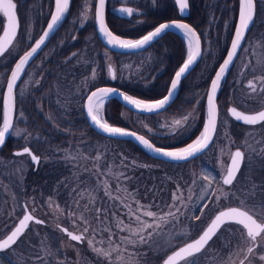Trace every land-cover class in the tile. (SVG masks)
Segmentation results:
<instances>
[{
  "label": "rangeland",
  "instance_id": "1",
  "mask_svg": "<svg viewBox=\"0 0 264 264\" xmlns=\"http://www.w3.org/2000/svg\"><path fill=\"white\" fill-rule=\"evenodd\" d=\"M20 3L24 11L23 26L20 24L17 41L14 42L13 48L4 58H0V100L3 98L10 71L7 66L14 55H21L38 37L44 25L43 22L38 23V21H41L40 18H43L44 11H47L44 0H20ZM95 3L96 0L81 1L80 6L75 9L76 12L69 18L68 24L55 37L50 48L42 54L39 53L40 56L26 76H23L17 88L16 103L18 102L19 108L14 129L10 134V137H13L18 144L14 150L25 146H29L34 151L39 149L38 153L35 152L40 156L38 166L41 161L43 165L51 166L60 163L61 172L57 178L54 194L44 197L32 196L25 187L26 172L30 168L29 163H32L30 157L27 155L14 156V150L12 157L0 154V232L6 233L22 215L24 212L22 201L29 205L33 214L45 222L44 225L32 224L30 231L23 238L24 243L18 244L15 250L11 249L3 257L0 256V264H58L64 260L63 257L59 258L61 254L58 252V246L60 245L66 254L73 253V262L79 264H122L115 253L111 258H107L98 255L94 250V248L101 251L110 250L113 244L119 243L118 237L123 233L115 227L116 218L124 220L125 224L128 223L125 215L126 209L118 199L110 200L105 195L103 182L107 183L114 196L120 195L116 191L119 185L121 188L126 187L127 191L132 193L141 204L159 205L164 208L166 204L171 203V194L176 190L177 184L187 196L185 183L195 178L197 185L193 188L192 202L189 204L191 212L186 215H199L201 210L198 205L202 201L198 199L196 192L199 183H206L202 181L203 173H211L217 176V180H220L224 168L228 165L230 154L238 147L245 155L243 165L254 166L257 162L259 164L264 162V123L256 127H244L240 131L235 127L227 108L224 110L222 107L220 108V119L224 121V124H218L217 146L210 147L201 158L194 162L175 166L143 161L138 154H133L126 144L96 137L90 132L89 127L73 124L74 119L68 118L63 111L71 108L70 105L82 107V97L98 84L102 77L101 73L107 71V65L110 63L116 66L117 80L120 84L129 87L138 85L145 88H148L154 81V77L149 76L150 65L151 67L160 65L158 68L161 70L164 66L162 57L165 56V51L157 53L151 50L137 56H120L103 48L88 28L94 24ZM132 3L152 8L157 5L158 0H108L109 9L115 15L124 16L126 19L142 15V10L133 7ZM121 7H133V16L128 17L120 12ZM85 9L88 15L86 21L83 18ZM217 16L214 18L216 19ZM0 18L3 22L1 27H3L5 18L2 14ZM218 19L222 20L223 17L219 14L216 20ZM216 20L211 21L213 25L218 23ZM228 22L229 20H225L224 25H228ZM216 34L217 31L209 24L204 37L205 56L208 53L216 56L214 46L217 41ZM246 41L248 45L245 51L240 53V60L235 62L228 81L230 99L227 105H235L244 111L253 112L264 106V93L259 91L251 93L246 87L247 82L254 79V76L250 74V69L255 68L256 77L264 76V5L261 7L260 22ZM169 42L167 40L165 44L171 47ZM57 61L66 63L63 64L64 72L67 71V67L71 68L69 74L58 71L54 75H61L64 82L65 78L67 79L72 73L85 71L86 74L81 75L83 77L79 79V83H73L69 87L58 85L57 79H51V83L42 88L40 86L42 77L48 71H53L55 74L54 66ZM93 72H95V78H93ZM193 85L196 88L181 94L178 114L166 111L155 117H142L129 110H123L121 121L127 125V128L139 131L146 136L151 133L165 135L171 133L173 119H183L182 116L185 114L194 113V119L190 120L191 127L187 131L178 128L175 133L176 141L186 138L198 128L200 104L207 93V88L199 86L198 81L196 83L193 81ZM54 103L56 107L52 106ZM149 128L152 132L148 131ZM16 130H22L20 137L16 136ZM50 141L52 145H49ZM244 170L243 174L239 173L233 186H222L223 193H218L221 198L219 200H216V197L212 198L213 202L209 203L208 208L202 210L203 215L200 220L182 222L175 228L169 225L166 235L155 239L152 247L147 245L129 247L128 252L123 254L128 264H161L163 250L166 249L170 253L173 248H177L176 246L193 239V236L194 238L198 236L218 210L228 206H243L252 209L255 205L264 202L263 185L252 181L253 175L246 177L247 171L256 174L261 169ZM119 172H124L130 179L117 180L115 174ZM214 187H217L216 182H214ZM232 187L239 188L244 195L237 191L238 200L231 196L225 199L224 193ZM250 190L255 194L260 192L259 196H251ZM91 197H95V204L84 210V206L89 204ZM95 207L108 210L106 223L116 233L112 244L109 243L106 233L92 232V228L96 227L93 212ZM151 210L157 211L154 206ZM72 212H75V217L70 215ZM112 212L116 213L115 217L112 216ZM81 215L87 218L91 227L86 234L85 241L78 245L70 242L60 232L57 225L61 224L71 230L81 231L84 227V221L80 220ZM74 219L79 228L73 226ZM181 219L183 221V218ZM240 228L241 226L234 223L226 224L218 233L219 239L214 238L200 254L198 264H226V262L238 264L239 259L235 257L229 262V256L231 251L237 247L238 242L244 239ZM89 239L93 240V246H89ZM129 253L133 254L131 260H128ZM240 258H243L242 255ZM245 264L248 262L246 261ZM255 264H259V261Z\"/></svg>",
  "mask_w": 264,
  "mask_h": 264
},
{
  "label": "snow or ice",
  "instance_id": "2",
  "mask_svg": "<svg viewBox=\"0 0 264 264\" xmlns=\"http://www.w3.org/2000/svg\"><path fill=\"white\" fill-rule=\"evenodd\" d=\"M70 3L71 0H54V12L50 16V22L47 23L46 30L35 40L34 46H31L30 50H26L20 56L10 73V79H8L6 84L7 95L3 103V126L0 127V147L4 145L7 135L14 129V115L16 109L15 90L17 82L21 80V76L25 72V68L29 62L42 46L45 45L50 35L62 24L66 14L69 12ZM106 3L107 0H97L94 18L98 23V32L103 36L107 45L121 50H144L167 32L176 29L187 42L186 60L174 73V78L170 81L167 94L155 101L135 98L113 87H98L88 92L82 99L85 101L83 106L86 108V116L89 118L90 125L97 131L111 138L127 137L135 139L145 150L152 153L154 157H163L165 160L173 163L191 162L199 155L205 154L206 150L210 149V146L213 148L216 147V141L219 140V137L216 135L218 122L222 125L224 124V121L220 119V110L217 103L218 92L221 88V82L225 80L230 68L235 66L234 62L240 60L238 53H243L248 45L245 36L254 21L256 0H240L238 25L234 30V35L230 41L229 47L226 49L225 58H223L222 62L219 64L218 70L215 72L214 78L210 82V88L205 96V122L202 131L193 142L178 149H166L162 146L157 147L150 139L145 138L144 135L137 134V132L133 130L111 125L104 116L105 106L110 102L113 96H119L121 102L128 106L130 110L144 114H161L172 102L182 78L186 77V74L189 73L198 60L202 58L201 36L190 24L173 20L171 22L159 24L141 38H121L114 34L106 24ZM174 3L178 6V12L181 16L190 9L189 0H174ZM119 11L125 13L128 17H132L134 14L133 7H121ZM0 14L6 19L5 25L0 27V32H2V35H0V58H4L13 48L14 42L17 41L20 28L17 4L14 0H0ZM83 18L85 21L88 19L87 9H85ZM249 71L250 74L254 76V79L249 80L246 87L251 93H257L258 91L264 93V76L256 77L255 68ZM107 72L111 79H117L116 71L110 64L107 66ZM93 78H95V72H93ZM230 113L236 121H241L245 125L264 123V110L254 115H246L238 111L236 107H232L230 108ZM191 119H194V113L185 114L183 119H174L171 123V133L175 134L178 128L187 131V129L191 127ZM148 131L152 132V129L149 128ZM21 133L22 130H16L15 134L17 137H20ZM221 151H223V149H221ZM22 155H27L32 161L37 164L39 163L38 157L35 156L27 146L24 147L22 151L14 153V156ZM244 158V152L240 150L231 153L230 165L224 168L220 180H217V176L211 173L202 174V181L206 183H199V188L196 192L198 199L202 201V203L198 205L201 210L199 215H186V213L191 212L189 204L192 202L193 188L197 185V180L195 178L185 183L187 196H185V192L181 190V186L177 184L176 190L171 194V203L166 204L164 208H161L159 205L141 204L132 193L127 191L126 187L121 188L119 185L116 191L120 193V195L114 196L107 183L103 182L102 187L105 195L110 200L118 199L120 204L126 209L125 215L127 216L128 223L125 224L124 220L116 218L115 227L119 229L120 233H123V235L118 237L119 243L113 244L110 250L101 251L95 248L94 250L98 255L107 258H111L113 253H115L117 258L122 261V264H128L123 254L128 252L129 247L135 248L141 245L152 247L155 239L166 235V229L169 225L175 228L177 224L182 222L187 223L189 220H200L203 215L202 210L208 208L209 203L213 202L212 198L216 197V200L221 198L218 193H223L222 186L234 185ZM125 167H127V165H125ZM115 175L117 180L120 178L124 180L130 179L124 172H119ZM214 182H216L217 187H214ZM188 185L193 187H189ZM237 191H240L241 195H244L239 188L232 187L228 189L227 193H224V198L227 199L228 196H231L233 199L238 200L236 196ZM249 194L251 196L255 195L251 190ZM76 203L78 204V201ZM94 204L95 197H91L89 204L84 206V210H87L90 205ZM133 205H135V207H133ZM153 206L157 211L151 210ZM23 207L25 212L22 214V218L18 220V224H16L9 233L0 234L3 237L0 238V251L8 249L15 250L18 244L24 243L23 238L25 237L26 230L29 228L30 222H34L37 225L44 223L43 220L37 219L34 215L27 212L29 207L28 204H24ZM93 212L96 227L92 228V232L95 233L99 231L106 233L109 243L112 244L113 237L116 233L112 230V227L106 223L108 220V210L95 207ZM70 215L75 217V212L70 213ZM112 216L115 217L116 213L112 212ZM181 218H183V221ZM80 220L84 221V227L80 231V234H75L73 231H69L68 228H62L61 231H63L71 241L83 243L85 241V234L89 232L91 225L84 215L80 216ZM224 223H234L241 226L240 231L244 237L243 241L238 242L237 247L231 251L229 262L235 257L239 259V264H245L246 261L248 264H255L256 261H259V264H264V202L255 205L252 209L243 206H229L226 211H219V214L215 215L214 219H211V222L206 228L201 230L202 234H199L198 238L184 243L178 250L173 248L170 253L166 249L163 250L164 255L162 264H198L201 258L200 254L204 252L209 242L213 241L214 237L219 239L218 232L220 231L221 225ZM73 226L79 228L75 219L73 220ZM88 244L89 246H93V240L89 239ZM241 255L243 258H240ZM132 256L133 254L129 253L128 260H131ZM226 264H228V262H226Z\"/></svg>",
  "mask_w": 264,
  "mask_h": 264
},
{
  "label": "trees",
  "instance_id": "3",
  "mask_svg": "<svg viewBox=\"0 0 264 264\" xmlns=\"http://www.w3.org/2000/svg\"><path fill=\"white\" fill-rule=\"evenodd\" d=\"M15 1L17 2V9H18V15L20 19V24L23 26L24 11L22 9V4L20 3V0H15ZM81 1L82 0H72L69 14L65 22L61 26L60 31L63 30L64 27L68 24L69 18L74 14V12H76L75 9L78 6H80ZM189 1H190V14L187 18H185V20L189 22L200 34L201 39L203 41V51L205 50L204 37H205L206 30L209 24L211 25V28L213 27L217 31V34L215 35L217 41H215V44H214L215 50H216V56H213L212 53L211 54L208 53V55L206 54L207 56L204 55V57L201 59V61L198 63V65L195 67V69L192 71L190 75V77L192 78L196 77L195 83L196 81H198L199 86L207 88L209 81L212 78V75L214 74L217 66L219 65L222 58L224 57L226 49H228L229 47V43L231 41L233 31L236 25L237 16H238L239 0H189ZM44 3L47 6V11L45 10L44 13L42 12L43 18L41 17L40 18L41 21H38V23L39 22L44 23L42 29L44 28L47 21L49 20V17L51 15L52 8H53L54 0H44ZM132 5H134L133 7L137 9H141L142 15L132 17L131 19H126L124 18V16L120 17L118 15H115L114 12H112L109 9V4H107L106 19L109 24V27L115 34L121 37L136 39L146 34L147 32H149L151 29H153L155 26H157L159 23L163 21L180 18L178 9L174 3V0H158L157 5L152 8L150 7L145 8L141 6L140 4L137 5L136 3H132ZM262 5H264V0H256V18H255L252 28L250 29L248 37L250 33L254 30L256 25L260 22V13H261ZM219 14H220V17L221 16L223 17L222 20L221 19L216 20L217 18H219ZM216 15L218 16L215 19L214 16ZM214 20L218 22L217 24L215 23V25H213L211 22ZM225 20L226 21L229 20L228 25H224ZM2 23L3 22L0 18V27L2 26L1 25ZM88 28H89V31H91V33L95 35V37L97 38L94 24L88 26ZM162 38L170 41L169 43H170V46L172 47L170 48L171 50L173 49L170 54L165 53V56L162 57L163 65H164L163 70L158 68L160 65L159 66L153 65V67H151L150 65L148 72H149V76L154 77L153 83H151L148 88L138 86V85H135L133 87L122 86V88L125 89L127 93L135 97L145 99V100L159 99L166 94L168 86H169V82L173 76V73L182 63L185 53L183 50V42L181 41V37L178 34L171 32V33H167ZM19 55H14L12 57L9 65L7 66L8 69H11V66L16 61ZM119 55L127 56V54H119ZM70 69L71 68L67 67V70H70ZM158 70H161V72H158ZM231 74H232V71L229 73L218 95L219 106L220 108L221 107L224 108V110L227 108L228 106L227 104L230 99L228 81H229ZM72 77H73V74L69 75L67 79H72ZM71 84L73 83H70V85ZM184 85H186V82L184 83ZM192 88H196V86L193 85ZM184 91H185L184 88H182L179 93V96H181V94H183ZM1 100H0V126L2 123V101ZM17 100H18V97L16 96V101ZM77 103L79 102L77 101ZM16 104H17L16 105V116H17V109L19 108L18 102ZM54 105L56 107L55 103L52 106L54 107ZM70 106L71 108H68L65 111H63V113L66 114V116H68V118L70 117V118L75 119L77 125L80 124V126L89 127L90 132L95 134L94 136L99 137V138H105L97 134L89 126L84 116V112L81 106H73V105H70ZM111 113H112V121H113L112 123H115L120 127L127 128V125L123 121L120 120V116L118 114L119 112L117 110L116 111L112 110ZM115 113H117L118 115L116 116ZM204 119H205V100H202L200 104V118H199L198 128L190 136L176 141L177 137H175V134H171V133H168L165 135L157 134V136L155 135L153 136V137H156L157 139L152 140V141L157 146L159 147L162 146L164 148H175V147L186 145L190 141H192L201 132L203 124H204ZM234 125L240 131L244 128L243 125L236 123V122H234ZM150 139H153V138H150ZM110 140L114 142L126 144L131 150V152L133 154H138L143 161L157 163V164L166 165V166L182 165V164L167 163L164 161L154 159L150 157L145 151H143L138 145H136L135 143L131 141H122V140H114V139H110ZM15 144H16V140L13 137H9L4 148L0 150V154H3L7 157H12V151L18 147V144L16 145ZM52 144L53 143L50 141L49 145H52ZM34 152L38 153L39 149H35ZM29 164H30V168L26 172V176H25V185H26L25 187H26L27 192L30 191L32 196H38V197H44L46 195L54 194V192L56 191L55 189L57 185V178L61 172V169H59L61 167L59 166L60 163H57L51 166L49 164L43 165L41 161L37 169H34V165L32 163H29ZM241 169L242 170L240 171V175L244 173L245 171L244 169H261L260 171L258 170L256 174L253 172L248 173L247 171L246 177H250L253 175L254 177L252 181H254L255 183H261L264 189V162L262 164H259V162H257V164H255L254 166L242 165ZM246 181L248 182V179ZM259 194L260 192H256L255 195L259 196Z\"/></svg>",
  "mask_w": 264,
  "mask_h": 264
},
{
  "label": "flooded vegetation",
  "instance_id": "4",
  "mask_svg": "<svg viewBox=\"0 0 264 264\" xmlns=\"http://www.w3.org/2000/svg\"><path fill=\"white\" fill-rule=\"evenodd\" d=\"M256 18V17H255ZM94 28H95V26H94ZM60 29H61V27H60ZM60 29L57 31V33L53 36V38L50 40V42L45 46V48L41 51V53L40 54H42L46 49H48V48H50V46H51V44L54 42V38H55V36L56 35H58L61 31H60ZM43 30V29H42ZM42 30H41V32H42ZM40 32V33H41ZM95 32H96V30H95ZM234 32V31H233ZM250 32V31H249ZM1 33V32H0ZM39 33V34H40ZM97 34V33H96ZM249 34V33H248ZM39 36V35H38ZM180 36V35H179ZM181 37V36H180ZM247 37H248V35H247ZM97 40H98V42H99V44L103 47V48H105L106 50H108L110 53H112V54H117V55H119V54H127V56H137V55H142V54H144V53H147L148 51H151V50H155V52H157V53H162V52H164V53H168V54H170L171 52H172V50H171V48L169 47V45H166L165 44V41H167L166 39H164V38H160V39H158L156 42H154L151 46H149L148 48H146L145 50H142V51H140V52H137V53H116V52H113V51H111L110 49H108L107 47H105L102 43H101V41L99 40V38H98V36H97ZM246 40H247V38H246ZM181 41L183 42V50H184V53H185V55H184V59H183V61H182V63L184 62V60L186 59V51H187V46H186V43H185V41H184V39L181 37ZM161 44H163V46H160ZM230 44V43H229ZM28 48V47H27ZM202 50H203V41H202ZM40 54L30 63V65L28 66V68H27V70H26V72H25V74H24V77L26 76V74H27V72L29 71V69L32 67V65H33V63L36 61V59L40 56ZM204 55V52L202 53V58L204 57L203 56ZM239 55H240V53H239ZM238 55V56H239ZM224 57H225V55H224ZM223 57V58H224ZM201 58V59H202ZM222 58V59H223ZM201 59L199 60V62L201 61ZM222 61V60H221ZM198 62V63H199ZM182 63L179 65V67L182 65ZM198 63H197V65H198ZM221 63V62H220ZM219 63V64H220ZM63 64H66V63H64V61H57L56 63H55V74H53V71H48V73H46V75L44 76V77H42V81H41V84H40V86L43 88V87H46V85L47 84H50L51 83V79H53V80H55V79H57L58 80V85H61V86H65V87H69L70 86V83H79L80 82V78L81 77H83V76H81V75H85L86 74V72L85 71H78V72H75V73H72L73 74V77H74V75H75V77L73 78L72 77V79H66L65 78V82H64V80H63V78L61 79V75L60 76H54V75H56L57 73H58V71L59 72H64L65 70H64V66H63ZM235 64V63H234ZM110 65L112 66V68L116 71V66H115V64H112V63H110ZM196 65V66H197ZM108 66V65H107ZM195 66V67H196ZM219 66V65H218ZM217 66V67H218ZM12 67V66H11ZM178 67V68H179ZM195 67L191 70V72L181 81V84H180V87H179V91H178V94H177V97H176V99H175V101L166 109V110H164V111H162V112H166V111H171V113H175V114H178L179 112H180V109L178 108V106H179V104L181 105V96H179V93H180V91H181V89L182 88H184V92H188L189 90H192V86H193V81L195 82V78L196 77H190V75H191V73H192V71L195 69ZM177 68V69H178ZM233 68L234 67H232L231 68V70H230V72L233 70ZM177 69L175 70V72L177 71ZM217 69V68H216ZM216 71V70H215ZM10 72V71H9ZM174 72V73H175ZM229 72V73H230ZM64 73H70V71L69 70H67L66 72H64ZM174 73H173V75H174ZM215 73V72H214ZM102 74V77L99 79V81H98V84H96L94 87H92L88 92H90L91 90H94L95 88H98V87H103V86H109V87H115V88H117V89H119V90H121V91H123V92H125V93H127L126 92V90L125 89H123L122 88V86H124L123 84H120L119 82H118V80L117 79H115V80H113V79H111V77L109 76V74H108V72L105 70L104 72H102L101 73ZM214 75V74H213ZM213 75H212V77H213ZM229 75V74H228ZM228 77V76H227ZM172 78H173V76H172ZM172 78H171V80H172ZM212 79V78H211ZM227 79V78H226ZM226 79H225V81H226ZM170 80V81H171ZM22 81V80H21ZM20 81V82H21ZM79 81V82H78ZM211 81V80H210ZM210 81H209V84H210ZM224 81V82H225ZM61 82V83H60ZM186 82V85H184V83ZM191 83V84H190ZM20 84V83H19ZM64 84H66V85H64ZM169 84H170V82H169ZM188 84H190L189 86H187ZM209 84H208V87H207V91H208V88H209ZM224 84V83H223ZM184 86V87H183ZM18 87H19V85H18ZM17 87V88H18ZM169 87V86H168ZM222 88V87H221ZM168 90V89H167ZM221 90V89H220ZM220 93V92H219ZM127 94H129V93H127ZM131 95V94H130ZM219 95V94H218ZM133 96V95H132ZM206 96V95H205ZM138 98V97H137ZM82 100V109H83V112H84V116H85V118H86V115H85V111H84V104H85V101L83 100V99H81ZM80 100V101H81ZM156 100V99H155ZM204 100H205V110H206V99H205V97H204ZM217 102H218V97H217ZM120 104V105H119ZM218 106H219V103H218ZM230 106H235V105H229L228 107H227V112H228V108L230 107ZM237 107V106H236ZM264 107V106H263ZM239 108V107H238ZM240 109V108H239ZM112 110H114V111H118L119 113V116H120V120H121V117H122V112H123V110H129V109H127L119 100H117L116 98H111V100H110V102H108L107 104H106V106H105V113H104V116H105V119L107 120V122L108 123H110L111 125H114V126H118L117 124H115V123H112L113 121H112V113H111V111ZM219 110H220V106H219ZM242 110V109H241ZM259 110V109H258ZM130 111V110H129ZM244 111V110H243ZM257 111V110H256ZM248 112V111H247ZM135 113V112H134ZM116 114V116L118 115L117 113H115ZM138 114V113H137ZM229 114V113H228ZM140 116H142V117H144V116H150V117H155L157 114H153V115H141V114H139ZM230 116V115H229ZM174 118H176V117H174ZM182 118H183V116H182ZM231 118V117H230ZM232 119V118H231ZM86 120H87V118H86ZM174 120V119H173ZM234 122H236L234 119H232ZM87 122H88V120H87ZM204 122H205V119H204ZM76 123V120L74 119L73 120V124H75ZM236 123H239V122H236ZM72 124V125H73ZM88 124H89V122H88ZM218 124H219V122H218ZM239 124H241V123H239ZM260 124H262V123H260ZM260 124H257V125H245V124H241V125H243V127H256V126H259ZM90 126V125H89ZM120 127V126H119ZM95 131V130H94ZM96 132V131H95ZM97 133V132H96ZM97 134H99V133H97ZM172 134V133H171ZM100 136H103V135H101V134H99ZM199 135V134H198ZM197 135V136H198ZM146 136V135H145ZM154 135H153V133H151L150 135H149V139L150 138H153V139H150V140H155V139H157L156 137H153ZM155 136H157V135H155ZM190 136V135H189ZM196 136V137H197ZM103 137H105V136H103ZM195 137V138H196ZM105 138H107V139H111V138H108V137H105ZM194 138V139H195ZM193 139V140H194ZM215 140V139H214ZM191 142V141H190ZM211 147V146H210ZM239 148V147H238ZM208 151V150H207ZM206 151V152H207ZM205 152V153H206ZM204 154H202L201 156H203ZM201 156H199V157H197V158H195L194 160H192L191 162H194V161H196V160H198L199 158H201ZM185 163H190V162H185ZM185 163H181V164H185ZM24 204H27L25 201H22V206L24 205ZM29 208V207H28ZM30 209V208H29ZM23 211H25L24 210V207H23ZM30 211H31V209H30ZM32 212V211H31ZM24 213V212H23ZM22 213V214H23ZM35 215V214H34ZM22 216V215H21ZM20 216V217H21ZM36 216V215H35ZM19 217V218H20ZM19 218L17 219V221L19 220ZM17 221L15 222V224L13 225V226H11L10 227V229L6 232V233H9L10 232V230H12L13 229V227L16 225V223H17ZM32 224H35L34 222H30V225H29V228L26 230V233L28 232V231H30V227H31V225ZM45 224V222L43 223V224H40V225H44ZM59 225V227H58V229L60 230V232L70 241V242H73V243H77L78 245H81L82 243H78V242H74V241H71L70 240V238L63 232V231H61V229H62V227H66V228H68L67 226H64V225H61V224H58ZM57 225V226H58ZM68 230H70V231H73V232H76V233H79L80 234V231H75V230H71V229H69L68 228ZM3 233V232H2ZM1 232H0V234H2ZM25 233V234H26ZM0 238H3L2 237V235H0ZM85 239H86V234H85ZM11 249H8V250H3V251H0V256H4L8 251H10ZM58 252H59V254H61V256L59 257V258H62L63 257V259L64 260H62V261H60V262H58V264H79L78 262L76 263V262H73V260H74V254L72 253L71 255L70 254H66L65 252H64V250H63V248H62V246L60 245V246H58ZM64 253H65V255H64ZM4 259V258H3ZM6 262H7V260H5ZM239 264V263H238Z\"/></svg>",
  "mask_w": 264,
  "mask_h": 264
},
{
  "label": "water",
  "instance_id": "5",
  "mask_svg": "<svg viewBox=\"0 0 264 264\" xmlns=\"http://www.w3.org/2000/svg\"><path fill=\"white\" fill-rule=\"evenodd\" d=\"M14 2L17 4V2L14 0ZM190 2V1H189ZM71 3H72V0H71ZM71 3H70V7H71ZM107 4H108V0H107V3H106V8H105V20H106V24H107V26H108V28L111 30V28L109 27V24H108V22H107V19H106V12H107ZM176 5V4H175ZM96 7H97V0H96V3H95V9H96ZM176 7H177V9H178V6L176 5ZM239 10H240V0H239ZM239 10H238V16H237V20H236V25H235V28L237 27V25H238V18H239ZM69 11H70V9H69ZM54 12V6H53V10H52V13ZM51 13V14H52ZM179 13V12H178ZM17 14H18V11H17ZM68 14H69V12L66 14V16H65V18H64V20L62 21V24L61 25H59L58 27H57V30L54 32V33H52L51 35H50V37H49V39L46 41V43H45V45H43L42 46V48L38 51V53L33 57V59L29 62V64L26 66V68H25V72H26V70H27V68H28V66L30 65V63L37 57V55L45 48V46L50 42V40L53 38V36L57 33V31L60 29V27L63 25V23L65 22V20H66V18H67V16H68ZM189 14H190V9L183 15V16H181V15H179L180 16V18L179 19H173V20H176V21H180V22H185V23H188V24H190L189 22H187L186 20H185V18H187L188 16H189ZM51 16V15H50ZM255 17H256V10H255V15H254V21H255ZM18 18H19V16H18ZM173 20H166V21H163V22H161V23H165V22H171V21H173ZM254 21H253V23H252V25L250 26V28H249V30L247 31V33H246V36H245V39L247 38V35H248V33H249V31H250V29L252 28V26H253V24H254ZM50 22V18H49V20L47 21V23H49ZM5 23H6V19H5V21H4V25H5ZM19 23H20V20H19ZM47 23H46V25H45V27L43 28V30H42V32L44 31V30H46V26H47ZM161 23H159V24H161ZM158 24V25H159ZM157 25V26H158ZM191 25V24H190ZM94 26H95V30H96V33H97V36H98V38H99V40L101 41V43L105 46V47H107L108 49H110L111 51H113V52H116V53H137V52H140V51H142V50H134V51H129V50H121V49H118V48H112L111 46H109V45H107L106 44V42L104 41V38H103V36L101 35V34H99V32H98V23H97V21L95 20V18H94ZM192 26V25H191ZM156 27V26H155ZM154 27V28H155ZM193 27V26H192ZM153 28V29H154ZM235 28H234V30H235ZM20 29V28H19ZM153 29H151V30H153ZM150 30V31H151ZM112 31V30H111ZM42 32L39 34V36L42 34ZM113 32V31H112ZM176 33V34H178V35H180L182 38H183V36H182V34L178 31V30H176V29H172L171 31H169V32H167V33ZM198 32V31H197ZM114 33V32H113ZM148 33V32H147ZM146 33V34H147ZM166 33V34H167ZM115 34V33H114ZM166 34H164V35H166ZM199 34V33H198ZM0 35H2V32L0 33ZM117 35V34H116ZM145 35V34H144ZM163 35V36H164ZM233 35H234V32H233ZM233 35H232V38H233ZM39 36L36 38V39H38L39 38ZM119 36V35H118ZM143 36V35H142ZM141 36V37H142ZM162 36V37H163ZM121 37V36H120ZM141 37H139V38H141ZM161 37V38H162ZM121 38H124V39H131V38H125V37H121ZM231 38V39H232ZM35 39V40H36ZM137 39V38H136ZM184 39V38H183ZM35 40L33 41V43L26 49V50H30V47L31 46H34V42H35ZM184 41H185V39H184ZM201 41H202V39H201ZM156 42V41H155ZM185 43H186V46H187V42L185 41ZM151 46V45H150ZM149 47V46H148ZM147 47V48H148ZM25 50V51H26ZM145 50V49H144ZM24 51V52H25ZM23 52V53H24ZM22 53V54H23ZM202 53H203V50H202ZM21 54V55H22ZM20 55V56H21ZM238 55H239V53H238ZM20 56L16 59V61L13 63V65H12V67H11V69H10V72H9V74H8V77H7V81H8V79H10V73H11V71H12V69H13V67H14V65H15V63L16 62H18V59L20 58ZM225 58V57H224ZM186 60V59H185ZM184 60V61H185ZM198 62H199V60H198ZM197 62V63H198ZM222 62V61H221ZM197 63L195 64V66L197 65ZM235 63V62H234ZM183 64V63H182ZM182 66V65H181ZM194 66V67H195ZM193 67V68H194ZM192 68V69H193ZM232 68V67H231ZM231 68H230V70H231ZM179 69V68H178ZM177 69V70H178ZM191 69V70H192ZM218 70V67H217V69H216V71ZM215 71V72H216ZM25 72L22 74V76H21V79L23 78V76H24V74H25ZM191 72V71H190ZM189 72V73H190ZM230 72V71H229ZM189 73H187L186 74V76L189 74ZM215 74V73H214ZM229 74V73H228ZM228 74H227V76H228ZM227 76H226V78H227ZM173 78H174V75H173ZM172 78V79H173ZM185 78V77H184ZM184 78H182V80L184 79ZM214 78V75H213V77H212V79ZM225 78V79H226ZM211 79V80H212ZM181 80V81H182ZM21 81V80H20ZM20 81H18L17 82V87H18V85H19V83H20ZM225 81V80H224ZM224 81H222L221 82V87H222V85H223V83H224ZM211 82V81H210ZM6 84H7V82H6ZM181 84V83H180ZM170 85V84H169ZM17 87H16V90H17ZM103 87H109V86H103ZM179 87H180V85L178 86V90H177V92H176V94H175V96H174V98H173V100H172V102L170 103V105L175 101V99H176V97H177V94H178V91H179ZM113 88H115V87H113ZM209 88H210V84H209ZM209 88H208V90H209ZM96 89V88H95ZM94 89V90H95ZM117 89V88H116ZM221 89V88H220ZM16 90H15V95H16ZM119 90V89H118ZM168 90H169V87H168ZM167 90V91H168ZM121 91V90H120ZM219 92H220V90H219ZM219 92H218V94H219ZM127 94V93H126ZM166 94H167V92H166ZM165 94V95H166ZM6 95H7V92H6V85H5V89H4V93H3V98H2V123H1V126L0 127H2L3 126V103H4V100H5V98H6ZM128 95H130V94H128ZM164 95V96H165ZM135 97V96H134ZM218 97V96H217ZM112 98H116L117 100H119L120 102H121V99H120V97L119 96H113ZM135 98H137V97H135ZM162 98V97H161ZM160 99V98H159ZM157 100V99H156ZM146 101H155V100H146ZM122 103V102H121ZM218 103V102H217ZM127 109H129L130 110V108L128 107V106H126L124 103H122ZM169 105V106H170ZM168 106V107H169ZM167 107V108H168ZM232 107H236V106H230L229 108H228V113H229V115H230V117L232 118V119H234V117H232L231 116V113H230V108H232ZM166 108V109H167ZM237 108V110L238 111H241V112H243L244 114H246V115H254V114H257L259 111H261V110H264V107H262L261 109H259V110H257V111H253V112H247V111H243V110H241V109H239L238 107H236ZM165 109V110H166ZM84 111H85V115H86V108L84 107ZM130 111H132V112H135V111H133V110H130ZM164 111V110H163ZM135 113H137V112H135ZM138 114H141V115H153V114H144V113H138ZM15 116H16V109H15V115H14V122H15ZM86 118H87V120H88V122H89V118L86 116ZM235 120V119H234ZM236 121V120H235ZM236 122H239V123H241V124H243V122H241V121H236ZM89 125H90V122H89ZM114 126V125H113ZM90 127L93 129V130H95L97 133H99V134H101V135H103V136H105V137H108L106 134H103L102 132H99V131H97L94 127H92L91 125H90ZM119 127V126H118ZM122 128H124V127H122ZM125 129H127V130H132V129H129V128H125ZM133 131H135V130H133ZM202 131V130H201ZM135 132H137V134H140V135H144V134H142V133H140V132H138V131H135ZM10 134H11V132L7 135V137H6V141H5V143H4V145L2 146V147H0V150L5 146V144H6V142L8 141V139H9V137H10ZM145 136V135H144ZM108 138H111V137H108ZM145 138H147V139H149L147 136H145ZM197 138V137H196ZM195 138V139H196ZM111 139H114V140H122V141H131V142H133V143H135L136 145H138L143 151H145L150 157H152V158H154V159H157V160H160V161H164V162H167V163H173V162H170V161H168V160H165L163 157H159V156H156V157H154V155L152 154V153H150V152H148L147 150H145L135 139H131V138H127V137H123V138H111ZM194 139V140H195ZM215 139V138H214ZM194 140H192L191 142H193ZM151 142H153L152 140H150ZM191 142H189V143H191ZM154 143V142H153ZM155 144V143H154ZM155 146H157L156 144H155ZM183 146H187V144L186 145H183ZM183 146H180V147H183ZM26 147V146H25ZM27 147H29V146H27ZM157 147H159V146H157ZM180 147H175V148H166V149H178V148H180ZM24 148V147H23ZM23 148H20V149H16V150H14L13 151V154L15 153V152H17V151H22L23 150ZM30 148V147H29ZM31 149V148H30ZM236 150H240V151H242L243 152V150L241 149V148H236V149H234L233 150V152L232 153H234ZM31 151L33 152V154L35 155V156H37L38 157V159H39V161H40V156L39 155H37V154H35V152L31 149ZM207 151V150H206ZM202 155V154H201ZM201 155H199V156H201ZM198 156V157H199ZM31 159V158H30ZM31 162L33 163V165H34V168L35 169H37V166H38V164L36 163V162H34V161H32L31 160ZM230 162H231V160L229 159V162H228V165H230ZM183 163H185V162H183ZM174 164H181V163H174ZM227 165V166H228ZM242 165H243V163H242ZM242 167V166H241ZM241 170V169H240ZM239 174V173H238ZM238 176V175H237ZM226 187H228V186H226ZM229 207V206H228ZM228 207H225V208H223V209H220V210H218L214 215H213V217L211 218V219H214L215 218V215H218L219 214V211H226L227 209H228ZM231 207H238V206H231ZM25 212V211H24ZM27 212L28 213H31L32 215H34L31 211H30V209L28 208L27 209ZM24 214V213H23ZM35 216V215H34ZM20 218H22V216L20 217ZM19 218V219H20ZM35 218H37V219H41V218H39V217H37V216H35ZM211 219H210V221L207 223V225L211 222ZM42 220V219H41ZM16 224H18V221H17V223ZM226 224H229V223H224V224H222L221 225V228H220V230L222 229V227L224 226V225H226ZM30 225V224H29ZM206 225V226H207ZM206 226L204 227V228H206ZM62 228H66V227H62ZM203 228V229H204ZM70 231V230H69ZM75 234H79V233H76V232H74ZM199 234H202V231L199 233ZM195 238H198V236H196ZM195 238H193V239H195ZM193 239H191V240H193ZM191 240H189V241H191ZM189 241H187V242H189ZM211 242V241H210ZM209 242V243H210ZM186 243V242H185ZM184 244V243H183ZM183 244L182 245H180V246H178L177 248H175V249H177L178 250V248L179 247H181V246H183ZM162 264V263H161Z\"/></svg>",
  "mask_w": 264,
  "mask_h": 264
}]
</instances>
